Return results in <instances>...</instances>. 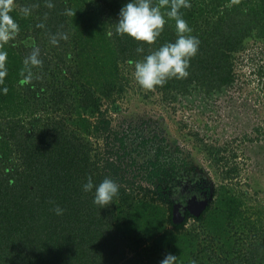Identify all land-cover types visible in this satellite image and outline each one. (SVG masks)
Wrapping results in <instances>:
<instances>
[{
    "label": "trees",
    "instance_id": "obj_1",
    "mask_svg": "<svg viewBox=\"0 0 264 264\" xmlns=\"http://www.w3.org/2000/svg\"><path fill=\"white\" fill-rule=\"evenodd\" d=\"M128 2L14 0L10 15L19 33L0 49L7 53L0 84V264H160L169 253L175 264H264V203L225 184L239 177L240 165L223 163L225 149L213 144L202 147L222 184L212 201L184 198V215L150 188L139 195L119 184L112 204L93 202L96 186L105 178L118 182L120 174L115 162L101 161L91 139L109 126L104 101L123 91L125 66L177 39L171 19L151 45L119 35ZM189 3L180 12L200 41L190 74L154 91L171 103L194 91L210 96L231 88L247 40L264 42V0ZM34 49L41 65L25 66ZM89 176L94 186L86 192ZM57 205L62 215L53 211Z\"/></svg>",
    "mask_w": 264,
    "mask_h": 264
},
{
    "label": "rangeland",
    "instance_id": "obj_2",
    "mask_svg": "<svg viewBox=\"0 0 264 264\" xmlns=\"http://www.w3.org/2000/svg\"><path fill=\"white\" fill-rule=\"evenodd\" d=\"M235 68L231 88L210 96L194 91L171 103L142 90L134 68L125 66L123 91L102 106L109 126L91 137L101 161L115 162L117 183L139 195L150 188V195L184 215V198L212 201L222 184L203 150L205 142L225 149L223 163L240 165L239 177L225 184L264 203V42L247 40Z\"/></svg>",
    "mask_w": 264,
    "mask_h": 264
},
{
    "label": "clouds",
    "instance_id": "obj_3",
    "mask_svg": "<svg viewBox=\"0 0 264 264\" xmlns=\"http://www.w3.org/2000/svg\"><path fill=\"white\" fill-rule=\"evenodd\" d=\"M232 3H239V0H232ZM13 5L14 0H0V49L19 33V25L10 15ZM47 6L54 5L49 3ZM190 7L189 0H130L121 8L116 32L119 35L127 34L149 45L156 42L168 19L175 21L177 35L175 42L163 44L134 63V78L144 90L154 92L157 86L163 87L171 78L185 79L189 76L190 61L197 55L200 44L198 37L191 35L192 29L180 12L181 8ZM22 12L28 15L30 9L25 7ZM66 14L73 15L70 9H66ZM64 38L67 39V36ZM143 51L142 47L137 48V52ZM38 56V50L34 49L25 59V66L29 64L34 67L40 66L42 62ZM6 59L7 53L0 50V84L6 76ZM93 186L92 178L89 176L83 189L89 192ZM118 194L119 184L111 178H105L96 186L93 202L102 208L112 204L113 198ZM53 211L57 215H62L64 209L57 205ZM176 259V255L169 253L160 264H175Z\"/></svg>",
    "mask_w": 264,
    "mask_h": 264
}]
</instances>
